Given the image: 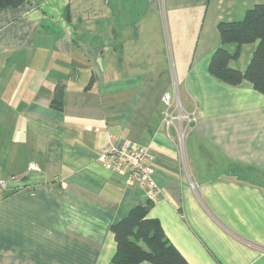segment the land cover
<instances>
[{
    "label": "crops",
    "instance_id": "0c3cea01",
    "mask_svg": "<svg viewBox=\"0 0 264 264\" xmlns=\"http://www.w3.org/2000/svg\"><path fill=\"white\" fill-rule=\"evenodd\" d=\"M259 2L24 0L0 11V264H115L112 224L149 201L191 264H264V94L209 72L219 22ZM257 45L231 66L245 70ZM175 88L199 117L185 160L163 113ZM111 137L154 154L157 200L99 161Z\"/></svg>",
    "mask_w": 264,
    "mask_h": 264
},
{
    "label": "trees",
    "instance_id": "16d2710c",
    "mask_svg": "<svg viewBox=\"0 0 264 264\" xmlns=\"http://www.w3.org/2000/svg\"><path fill=\"white\" fill-rule=\"evenodd\" d=\"M24 0H0V11L7 6L19 5ZM222 44L214 51L209 72L215 78L230 85L248 81L264 94V2L254 4L242 20L220 21L218 24ZM258 41L245 70L231 66V61L240 57L245 44ZM235 43V50L225 44ZM64 83L57 86L55 103L61 107ZM152 201L137 205L129 213L112 224L116 240L115 264H138L149 261L153 264H191L166 235L158 218L150 217ZM1 258V255H0Z\"/></svg>",
    "mask_w": 264,
    "mask_h": 264
},
{
    "label": "built area",
    "instance_id": "2783aa9c",
    "mask_svg": "<svg viewBox=\"0 0 264 264\" xmlns=\"http://www.w3.org/2000/svg\"><path fill=\"white\" fill-rule=\"evenodd\" d=\"M163 103L165 123L167 127L176 128L180 157L185 160V140L187 133L199 120L197 110L188 111L183 107L178 88L173 92H166ZM153 160L154 154L149 148H144L138 142L119 140L116 137L110 138L99 155V161L103 165L113 171L126 173L130 181H138L142 186L148 187L151 199L157 200L160 188L154 178ZM29 169H39V167L32 162ZM0 187L7 189L8 186L7 183H2Z\"/></svg>",
    "mask_w": 264,
    "mask_h": 264
},
{
    "label": "rangeland",
    "instance_id": "374dc122",
    "mask_svg": "<svg viewBox=\"0 0 264 264\" xmlns=\"http://www.w3.org/2000/svg\"><path fill=\"white\" fill-rule=\"evenodd\" d=\"M13 171H14L13 173H14V174H16V172H15V171H17V168H16V167H15V168H13ZM7 179H8V180L12 179V176H11V175H9V176L7 177Z\"/></svg>",
    "mask_w": 264,
    "mask_h": 264
}]
</instances>
